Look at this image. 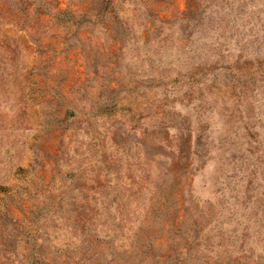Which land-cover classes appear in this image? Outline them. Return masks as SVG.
<instances>
[{"label":"rangeland","instance_id":"rangeland-1","mask_svg":"<svg viewBox=\"0 0 264 264\" xmlns=\"http://www.w3.org/2000/svg\"><path fill=\"white\" fill-rule=\"evenodd\" d=\"M0 264H264V0H0Z\"/></svg>","mask_w":264,"mask_h":264}]
</instances>
